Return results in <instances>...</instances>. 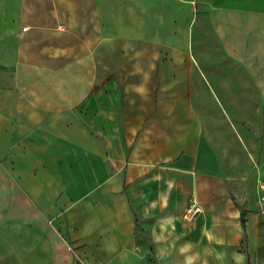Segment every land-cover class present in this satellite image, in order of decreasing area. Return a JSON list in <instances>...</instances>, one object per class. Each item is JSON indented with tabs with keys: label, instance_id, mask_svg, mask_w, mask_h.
<instances>
[{
	"label": "crops",
	"instance_id": "obj_1",
	"mask_svg": "<svg viewBox=\"0 0 264 264\" xmlns=\"http://www.w3.org/2000/svg\"><path fill=\"white\" fill-rule=\"evenodd\" d=\"M222 66L264 100V0H0V264H264Z\"/></svg>",
	"mask_w": 264,
	"mask_h": 264
},
{
	"label": "rangeland",
	"instance_id": "obj_2",
	"mask_svg": "<svg viewBox=\"0 0 264 264\" xmlns=\"http://www.w3.org/2000/svg\"><path fill=\"white\" fill-rule=\"evenodd\" d=\"M195 23V22H194ZM259 57L258 55H256ZM220 65L227 63V58L223 55H220L218 59ZM221 72L225 70L226 72H230L231 75L235 74V87H236V100L235 101H227L224 94L219 90L217 84L218 74L217 76L209 77V80L215 83L216 91L218 95V106L223 112H229L230 114L236 115V122H239L243 126H245L249 132H251L253 136V141L256 143L257 148L254 150L256 156L253 158H258L262 156L264 150L258 147L260 142H264V128L262 130L263 136L260 138L261 126H264V116H261V113L264 111V100H261L260 93L263 92V89L259 85H249L248 77L243 75V71L235 69H227V67L222 66L220 68ZM257 72V76L260 75V70H255ZM263 72V71H262ZM255 77V76H254ZM222 80V79H221ZM246 80V81H245ZM254 80V79H253ZM227 81V80H226ZM233 82V83H234ZM224 91L227 95L226 87ZM261 91V92H260ZM215 92V91H214ZM216 93V92H215ZM214 93V94H215ZM139 248L142 251H148V243L147 241L140 236ZM144 264H159L154 254L148 253L145 258Z\"/></svg>",
	"mask_w": 264,
	"mask_h": 264
},
{
	"label": "built area",
	"instance_id": "obj_3",
	"mask_svg": "<svg viewBox=\"0 0 264 264\" xmlns=\"http://www.w3.org/2000/svg\"><path fill=\"white\" fill-rule=\"evenodd\" d=\"M203 208L200 204L197 202H193L188 205L186 208L184 214H183V219L187 223H194L197 217L202 213Z\"/></svg>",
	"mask_w": 264,
	"mask_h": 264
}]
</instances>
